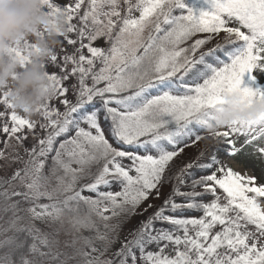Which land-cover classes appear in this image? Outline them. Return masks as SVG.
I'll return each instance as SVG.
<instances>
[{
	"label": "snow or ice",
	"instance_id": "1",
	"mask_svg": "<svg viewBox=\"0 0 264 264\" xmlns=\"http://www.w3.org/2000/svg\"><path fill=\"white\" fill-rule=\"evenodd\" d=\"M46 4L53 12L64 11L68 24L59 50L46 64L53 94L34 110L45 121L39 124L43 138L34 131L37 121L14 108L10 88L0 90V171L5 173L0 176V213L8 217L6 226L0 225V264H264V205L258 201L264 198V183L225 167L216 153L201 162L207 146L196 158L171 167L186 148L203 140L200 133L225 103L226 92L239 91L248 102L264 100V88L242 86L245 74L250 81L264 76V0ZM219 34L222 42L203 50ZM100 40L107 46L96 43ZM222 49L223 59L218 55ZM34 50L28 39L10 49L22 66ZM49 65L59 71L49 72ZM70 78L76 83L66 85ZM70 90L74 101L66 95ZM54 99L63 111L50 103ZM89 105L94 110H87ZM101 112L115 141L144 154L114 147L100 123ZM225 129L214 133L213 147L222 145L225 155L235 157L244 146L264 139V115ZM70 131L74 135L57 146L56 138ZM233 134L245 137L240 148ZM29 136L36 141L31 146ZM257 151L264 155V146ZM125 158L129 165L122 163ZM193 169L206 174L188 184ZM173 180L163 204L108 255L121 240L123 224L154 207L137 212L153 192L159 199ZM113 182L121 190H101ZM186 184L191 190L181 191ZM206 195L213 198L203 202ZM177 210L203 214H166ZM114 219L117 223H110ZM97 220L103 221V230ZM156 222L171 228H157ZM61 234L68 239L61 241ZM153 244L157 250H149Z\"/></svg>",
	"mask_w": 264,
	"mask_h": 264
},
{
	"label": "clouds",
	"instance_id": "2",
	"mask_svg": "<svg viewBox=\"0 0 264 264\" xmlns=\"http://www.w3.org/2000/svg\"><path fill=\"white\" fill-rule=\"evenodd\" d=\"M67 24L65 12L51 11L46 0H0V90L10 88L9 97L17 111L31 115L53 94L46 64L52 51L60 46ZM23 39L31 40L36 50L31 52L30 62L22 66L10 49ZM224 100L211 114L203 136L206 142L215 141L214 133L233 122L264 115V100L248 102L239 91L226 92Z\"/></svg>",
	"mask_w": 264,
	"mask_h": 264
},
{
	"label": "rangeland",
	"instance_id": "3",
	"mask_svg": "<svg viewBox=\"0 0 264 264\" xmlns=\"http://www.w3.org/2000/svg\"><path fill=\"white\" fill-rule=\"evenodd\" d=\"M54 2L56 3H60L61 5L67 3V2H74V0H54ZM188 2L190 3L191 0H188ZM174 14H180L179 11H176ZM72 37L74 38V34H72ZM223 39V34H219L216 36L215 39H213V41L207 45L203 50H207V47H212L214 46L216 43L218 42H222ZM99 45L102 46H107L105 45L103 40H100L98 42H96ZM57 49L59 50V47H57ZM65 49L68 52L72 51V47L68 46L65 42ZM218 55L220 56L221 59L224 58V50L222 49L220 53H218ZM215 59V58H212ZM47 70L49 72L56 70L59 71V69H54L52 66H48ZM255 70H253V74H254ZM66 85H71L76 83V79L75 78H70L67 82H65ZM251 83V86L256 87L257 85L260 86L261 88H264V76H257L255 81H250L249 80V76L248 74H245V76L243 77V82H242V86L248 85ZM152 94H156L155 90H153ZM68 98L70 100H75V96L73 94V92L70 90L67 94ZM50 103H52L54 106L58 107L60 109V111H63L64 108L62 105L59 104L58 100H53ZM98 107V105H97ZM87 110L91 111L94 110L92 105H89ZM20 112V111H19ZM21 114H23L21 112ZM31 118L34 119L35 121H37V127L34 130L37 134L39 138H43L45 135V130L41 129L39 127L40 123H44V118L39 114V113H33L31 114ZM4 118H0V122L3 121ZM10 123V120L8 121ZM100 123L103 127V129L105 130L106 136L109 139V141L113 144L114 147H122V150H126V151H130V152H137L138 154H144L143 150H141L140 148H138V150L133 149V148H129L127 146H121L117 144V141L114 140V138L110 135V131H109V122L104 120L103 118V113L101 112V118H100ZM84 127H87L86 125H83ZM222 130H226L225 128ZM202 136H205L206 130L202 131L200 133ZM74 135V131H70L67 134H62L60 137L56 138V145L58 146L59 143L65 139H67L69 136ZM233 138L236 139V144L237 147L240 148L243 144H244V139L245 137L240 134H233ZM36 143V141L29 136L28 140L26 141V144L28 146H31L32 144ZM217 142L213 141V142H206L205 140H201L200 142H198L195 146L193 147H189L185 149V152L174 159V161L172 162V169H176L177 167L181 166L183 163L187 162L190 158H196L197 154L199 152L200 149L205 148L207 146V153L206 155L203 157V160L201 162H207L209 156H211L213 153H216L218 155V158L221 159L222 161H224L225 167L227 166H231L233 167L234 170L240 171L242 174H247V175H255L258 180V183H264V155H261L258 151L257 148L259 146H264V139L262 140H258L256 141V143L252 144V145H247L244 146L242 151L235 157H229L227 155H225V151H224V147L221 145L218 147H213V145H215ZM123 164L125 165H129L131 163L130 160L128 159H124L122 161ZM16 167L15 165L13 166V168ZM13 168H9L7 169V174L10 175L11 172L13 171ZM193 172L195 173L194 177H186V181L188 184H190L191 179L192 178H199L200 175H204L206 174L205 172L198 170V169H193ZM133 175L135 174L134 172L132 173ZM5 175L4 172L0 171V176ZM84 181H81V183H83ZM175 183V181H171L167 184L164 185V187L161 189V196L159 199L155 198V192L152 193V196L147 200L144 201L139 208L137 209V212H143V209L147 208L148 204H153L154 207L152 208H148L147 212H143V215H134L132 216L130 219H128L122 226V229L120 231V237L121 240L118 241L115 245H113L112 249H110V252L108 255L111 254V252L116 251L119 247H120V243L123 241V239L127 236V234L130 231L135 230L139 224L141 223V221L146 220L148 216L152 215L160 205L163 204V200L165 198H167L168 195H170L171 193V189H172V185ZM101 190H111V191H119L121 190V186L118 182H113L112 185L110 186V188H102ZM191 190L187 184L184 186H181V191H189ZM197 191H201L200 188H197ZM85 195H93V193H89L87 191H85L84 193ZM220 194H221V202H224L223 200V194H222V190H220ZM213 197L211 195H206L203 197V202H209ZM174 199L176 200L177 203H187V201H185L182 197H174ZM258 201L264 205V198H258ZM166 214H173L176 215L178 217H199L201 216L203 213L201 210H177L176 212H166ZM110 223L115 224L117 223V220H112L110 221ZM97 224L101 225V230L102 229V225H103V221L97 220ZM41 227H43L41 225ZM156 227L157 228H171L170 225L166 224V223H160V222H156ZM249 230L250 231H255L254 226H249ZM178 234L182 235V231ZM84 235H92V233L90 232H84ZM61 241L65 240V235L61 234L60 236ZM264 239V238H262ZM99 246V245H98ZM149 250H157V246L155 244L151 245ZM168 254H172L173 253V249L172 246H169V248L166 250Z\"/></svg>",
	"mask_w": 264,
	"mask_h": 264
},
{
	"label": "trees",
	"instance_id": "4",
	"mask_svg": "<svg viewBox=\"0 0 264 264\" xmlns=\"http://www.w3.org/2000/svg\"><path fill=\"white\" fill-rule=\"evenodd\" d=\"M117 144L120 145L118 142H117ZM127 147L138 150V147H136V146H127ZM218 148H220V147H218ZM141 150H143V149H141ZM0 216H3V214L0 213ZM7 218H8L7 216H3V219H0V225L6 226L5 221L7 220ZM8 235H11V232H9ZM2 238L3 237L0 236V239H2ZM65 239H68V237L65 236ZM3 251H4L3 249H0V254H3Z\"/></svg>",
	"mask_w": 264,
	"mask_h": 264
}]
</instances>
